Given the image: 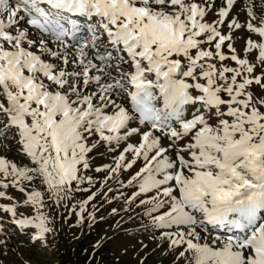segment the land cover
Returning <instances> with one entry per match:
<instances>
[{
	"label": "snow or ice",
	"instance_id": "obj_1",
	"mask_svg": "<svg viewBox=\"0 0 264 264\" xmlns=\"http://www.w3.org/2000/svg\"><path fill=\"white\" fill-rule=\"evenodd\" d=\"M107 217L136 264H264V0H0V264Z\"/></svg>",
	"mask_w": 264,
	"mask_h": 264
},
{
	"label": "rangeland",
	"instance_id": "obj_2",
	"mask_svg": "<svg viewBox=\"0 0 264 264\" xmlns=\"http://www.w3.org/2000/svg\"><path fill=\"white\" fill-rule=\"evenodd\" d=\"M119 217H107L106 222H101L97 225L96 231L90 235L84 237L81 241L67 240L64 245V249L59 257L61 264H83L85 257L81 253V249L88 247L92 241L97 237L107 232V234L113 237L112 241L102 250L101 254L106 261H110L113 256V249L122 251L127 248V255L123 256L120 264H136L140 255H144L149 249L155 247V244L150 239V234L143 231H139V224L128 222H121L117 227V221ZM71 236V233H69ZM140 241L148 244L149 249L140 251ZM163 257L157 252L155 255H151L147 261V264H158Z\"/></svg>",
	"mask_w": 264,
	"mask_h": 264
}]
</instances>
